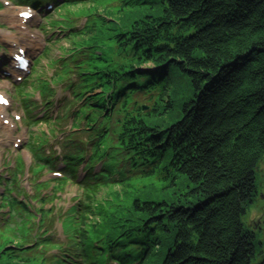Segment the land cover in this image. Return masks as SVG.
<instances>
[{
	"label": "trees",
	"instance_id": "obj_1",
	"mask_svg": "<svg viewBox=\"0 0 264 264\" xmlns=\"http://www.w3.org/2000/svg\"><path fill=\"white\" fill-rule=\"evenodd\" d=\"M11 1L50 2L49 21L67 29L52 78L68 95L49 116L41 81L29 123H51L58 146L35 166L82 195L60 217L46 182L17 184L21 163L0 174V264H264L241 221L264 155V0H110L103 12V0ZM81 4L78 27L65 8ZM46 133L28 145L42 149ZM178 174L192 183L184 201L133 182ZM48 217L64 221L63 239Z\"/></svg>",
	"mask_w": 264,
	"mask_h": 264
},
{
	"label": "rangeland",
	"instance_id": "obj_2",
	"mask_svg": "<svg viewBox=\"0 0 264 264\" xmlns=\"http://www.w3.org/2000/svg\"><path fill=\"white\" fill-rule=\"evenodd\" d=\"M0 2V94L6 98V100L3 99L5 102L2 100L5 104L0 102V174L8 178V169L14 167L17 163H21L23 170L16 176L18 177L17 184L29 193H33L32 184L34 180L46 182V185L42 187L43 194L45 195L49 192L53 196L52 200L46 201V207L55 206L54 213L58 211L57 213H60L61 217L65 215L64 213L67 214L70 210L69 208L81 197L82 188L71 180L66 184L58 183V179L62 176L61 172L57 171L58 169L45 168L42 171L35 166L36 159H38L37 153L49 152V146L53 150H58V146L55 138L52 139L46 133L48 128L50 129L51 123H29V119L32 116L37 119L43 113V106L39 104L40 98L38 96V92H41L39 87L41 81L47 87L44 96L50 93L46 98L50 102L45 107V112H48L49 116H53L55 111L59 109L62 102L57 104L59 99L68 95V89L62 87L59 80L52 78L54 72L60 66V60L55 59H60V56L65 55L69 46H71L64 36V32L67 29L60 31L56 23L53 24V22L49 21L53 17L57 18L53 5L46 9V3H43L42 5L46 10L40 11V7L32 9L27 3L23 2L14 3L11 0H0ZM109 2L110 0L96 1V10L103 12L104 8L112 7L114 3ZM84 6L88 7L89 4L71 5L65 8L67 11L72 10L77 15L71 16V20L78 27L82 26L83 21L86 19L81 13L84 10ZM27 9H31L34 15L24 20L20 12ZM60 11L62 9L57 10V12ZM49 15L51 17L48 19ZM18 47L24 49L29 59V65L27 71H19V74L16 75L11 54L17 51ZM38 58L40 59L36 60ZM53 123L57 127L60 120ZM60 125L62 126L61 128H65L68 125V121L65 120V123H60ZM43 131L47 134L48 140L42 144V149L36 151L28 143L30 138L34 136L37 139L39 135H42ZM256 168V194L252 200L253 202L246 205L244 214L241 217L242 223L251 228L256 234L254 242L256 255L253 258L254 260H258L260 257L259 251L262 250L264 253V155ZM78 173L82 174L80 169ZM172 180L176 184L171 183ZM2 182H5V180H2ZM133 182L139 186H144V188L151 187L156 192L149 195L151 198L176 200L179 197L181 201H184L185 197L183 192L188 190L189 185L192 184L186 180L184 174H178L175 179L169 177L166 180L148 176L135 179ZM114 188L118 190L119 186L115 185L113 186ZM2 190L3 188L1 187L0 191ZM188 198L193 200L190 194ZM7 210L5 208V211ZM50 219L53 221L51 230L59 234V239H63L64 235L61 229L64 221L61 223L55 218V220H52V217H48L46 225L49 224L48 220Z\"/></svg>",
	"mask_w": 264,
	"mask_h": 264
},
{
	"label": "bare ground",
	"instance_id": "obj_3",
	"mask_svg": "<svg viewBox=\"0 0 264 264\" xmlns=\"http://www.w3.org/2000/svg\"><path fill=\"white\" fill-rule=\"evenodd\" d=\"M27 67H28V66H27ZM16 72H17V73H16ZM15 74L18 75V74H19V71H15ZM16 75H15V76H16ZM17 77H18V76H17ZM1 96H2V95H1ZM3 104H5V103H3ZM54 104H55V102H54ZM1 106H2V105H1Z\"/></svg>",
	"mask_w": 264,
	"mask_h": 264
},
{
	"label": "snow or ice",
	"instance_id": "obj_4",
	"mask_svg": "<svg viewBox=\"0 0 264 264\" xmlns=\"http://www.w3.org/2000/svg\"><path fill=\"white\" fill-rule=\"evenodd\" d=\"M24 15H28L27 13H24Z\"/></svg>",
	"mask_w": 264,
	"mask_h": 264
}]
</instances>
